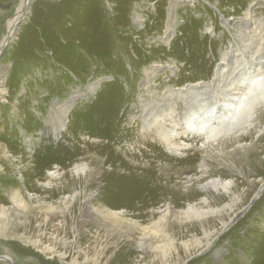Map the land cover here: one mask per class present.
<instances>
[{
    "label": "rangeland",
    "instance_id": "rangeland-1",
    "mask_svg": "<svg viewBox=\"0 0 264 264\" xmlns=\"http://www.w3.org/2000/svg\"><path fill=\"white\" fill-rule=\"evenodd\" d=\"M3 40L1 183L35 194V206L43 200L53 203L74 188L84 189L86 196L104 189L99 198L106 206L126 209L142 224L156 219L152 213L166 204L181 210L193 203L201 209L195 211L213 213L206 227L218 228L219 221L233 219L215 239L221 248L214 257L198 259L200 254L190 252L184 264H264V100L245 118L249 125L243 134L225 135L221 140L226 142L206 151L199 138L197 146L177 156L134 124L149 83L161 97L200 86L194 93L208 106L225 101L218 94L227 86L234 93L242 84L237 82L241 74L263 79L264 0H0V47ZM146 71L152 73L150 82ZM183 95L167 97L175 105L165 112L182 114L186 103L197 100L192 93ZM64 107L66 128L57 133ZM79 161L89 166L87 182L66 173L57 187L40 185L56 166L67 170ZM104 173H109L105 179ZM126 177L133 181V193L112 195V186H117L112 180ZM219 180L232 182L229 191L216 193ZM205 195L209 199L202 204ZM80 200L84 197L72 203L75 221L49 213L43 223L50 211L35 209L22 220L1 217L6 221L0 225V243L12 248L21 262L27 257L35 264H60L57 257L43 254L39 241L65 253L66 263L93 264L95 259L98 264H146L153 259L160 264L154 255L144 258L137 245L115 244L104 235L96 239L97 230L86 219L89 211L76 210ZM195 226L181 228L177 239H188ZM58 238L69 244L63 247ZM172 250L174 258L168 260H175Z\"/></svg>",
    "mask_w": 264,
    "mask_h": 264
},
{
    "label": "bare ground",
    "instance_id": "bare-ground-1",
    "mask_svg": "<svg viewBox=\"0 0 264 264\" xmlns=\"http://www.w3.org/2000/svg\"><path fill=\"white\" fill-rule=\"evenodd\" d=\"M3 42L4 40L2 41L0 52L3 47ZM151 74V71L145 72L148 82H150V80L152 79H150ZM219 74L220 70L217 68L214 81L217 80ZM254 78L256 77H251V79L243 78L241 74L237 82L242 84L239 85L238 89L234 93L233 91L229 93L226 89L229 88L230 90L232 88H230L231 85L227 86L225 90L222 89L223 91L218 94L222 95L225 101H217L215 104L213 103L208 106L203 105L201 102H198L201 96H196L194 93L196 89L200 88V86L187 87V89H180L178 91L170 90L168 95H165V97H161L157 94L156 90L149 87L151 85V83H149L147 86L148 90H146L148 94L146 95L148 97H143L140 100L139 107H137V109H141V111L138 110L141 112V114H138L137 119L134 120V124L137 125V127H140L141 134H152L155 139L157 138V140L167 150L172 152V154L176 153L177 156L178 154H180V152L185 151L187 148L197 146L198 142L194 141L199 138L202 142L200 143L202 144L201 148H203V150L205 151L207 150V148L209 150L211 148H214L215 146L213 145H217V143H219L220 141H222V143L223 141L226 142L225 139L221 140L225 135L238 133L243 134L246 130L249 124H246L245 118L247 119V117H251L255 113V108L260 105L259 102L264 100V78L258 81H256V79ZM203 87H208V85H204ZM188 93H192V95H194L193 99L196 98L197 100H190L188 103H186L188 106H186L187 108L182 114H175V116H172L170 112H165L167 111L166 109L168 107H171L172 109V107L175 105V101L174 103H172L170 101V98L167 102V97L177 96L178 99H180L183 94L187 95ZM229 94L230 97L228 96ZM234 94L235 96H233ZM160 101L166 102L168 105L166 106V103L163 104V102L160 103ZM142 112L144 113V115H142ZM59 116H62V122L61 127L57 133H60L61 130L66 128V121H64V119L67 120L66 107H64L63 109L60 108L58 117ZM182 139H185L186 141L192 140V142H189V144H187ZM88 167L89 166L82 161L74 163L73 165L69 166L67 170L63 167L56 166L55 168H53V170H50L47 173L46 178L48 180L41 183L40 185L44 188L49 187L48 189L57 187L58 184H56V182L60 183L62 180L64 181L66 173L68 174V176L70 174L72 179H82L81 181L87 182L86 177L89 176ZM3 171L4 170L2 169L0 171V173L2 172V175H4ZM104 174L103 179H105L109 175V173ZM1 178L2 177H0V184L3 188L0 190V192H3V198L6 199V203L4 205L3 202L0 201V219L1 217H4L22 220L28 210L35 209L50 211L45 212L46 215H44L43 223H46L48 221L49 213L54 217L61 216V219H64V215H69L70 219H73V221H75L76 212L71 210V208L73 207L72 203L73 201H76L79 196H83L84 201L81 202L80 200L78 208L76 210H85V212L89 211V216L87 215L86 219L89 220L90 225L94 227L93 229L97 230L95 235L96 239L98 238L97 235H99V241H101L102 236L104 235L103 237H105L107 241H113V243L115 244L126 246H131L132 244L137 245L141 248L140 253L144 258L152 257V255H154L153 258H160V264H184V262H187L189 260L188 258L192 257L189 256L184 258V256H187L188 254H190V252L193 253V256H197L198 254H200L201 256L198 257V259L207 260L204 257L208 255L214 257L221 248V245H217V243H215V239L217 238L221 230L226 227L229 221L233 219L231 216L229 217L228 221H219L218 228H210V226L206 227V223L208 222L206 219L207 217H209L208 215L213 214L210 211H195L199 210L200 208L198 209L197 205L195 206V204L193 203H188L185 208L181 210H174L170 204H166L163 209H157V211H154L152 213H156L158 215L156 219L150 218L148 221L149 223L142 224L140 220L132 218L130 213L126 209L114 210L106 206L102 201L104 198H99V193H101L104 189H100V191L98 190L99 192L89 191V194L86 196L85 193L84 195H82L84 189L79 190L77 188H74L73 190H71L70 194H61L55 201H50L53 203H49L43 200L38 201L35 206L31 203V201H35L37 198L35 194L30 193L29 191H25L24 188H13L10 184L5 185L4 183H1ZM128 180L129 177L121 179L114 178L112 181L116 182L117 186H112L113 189L111 191V194L114 196H130L133 193L131 191L134 189L132 186L133 181L128 182ZM219 181L220 183L216 184V186L214 187L216 193L220 194L221 191H229V186L232 182H230V180L229 182H224L221 180ZM37 182L40 183L39 181H36V183ZM125 182H127V187L123 184ZM109 187L111 189V186ZM218 187H221L219 191H217ZM261 188H263V186L260 187L259 191L261 190ZM258 192L255 194L256 196H258ZM208 199V196L205 195L201 198L200 202H202V204H206V202H208ZM4 221L6 220H0V225L3 224ZM56 223V226H60V223L62 222L59 220V222L57 221ZM193 223H197V226L194 227V233L193 231H191L189 233L191 234L189 235L190 237L186 240L180 241L179 239H177V232L183 227H185V230L188 226L192 227ZM39 226L41 225L39 224ZM99 230L103 232L102 235L100 233L98 234ZM3 234L4 229L0 228V237L3 236ZM229 234L230 233H226L225 238H227ZM58 240L62 242L63 247L69 244L67 243L68 240L66 239L58 238ZM39 242H37V247L43 251L44 255H47L51 258L57 257L60 260V264H77L76 261L66 263L65 253L56 251L54 248L47 244L44 245L46 247H43V244L41 243L40 245ZM212 242L214 243L212 244ZM34 245H36V240ZM211 246L212 248L210 249ZM175 247L176 250L174 249ZM11 249L12 248H9V246L0 243L1 262L9 264H35L34 260H32L31 258L28 259L27 257H25L21 262V260L14 254L15 251L13 252V250ZM169 249H173L172 252H174V254L176 253L175 260H168V258H171L172 255L170 254ZM143 257L139 258L140 261L143 260ZM87 261H89V258L87 259ZM95 261V259L94 261H92L93 264H98ZM196 261H192V263H195ZM226 262L227 261L225 260L223 264H226ZM146 264H154L153 259H150L149 263L147 262Z\"/></svg>",
    "mask_w": 264,
    "mask_h": 264
}]
</instances>
